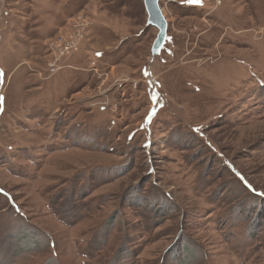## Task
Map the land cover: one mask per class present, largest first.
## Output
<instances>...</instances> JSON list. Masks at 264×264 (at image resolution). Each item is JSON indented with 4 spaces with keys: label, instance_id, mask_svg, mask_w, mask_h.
<instances>
[{
    "label": "rangeland",
    "instance_id": "1",
    "mask_svg": "<svg viewBox=\"0 0 264 264\" xmlns=\"http://www.w3.org/2000/svg\"><path fill=\"white\" fill-rule=\"evenodd\" d=\"M160 5L0 0V264H264V0Z\"/></svg>",
    "mask_w": 264,
    "mask_h": 264
},
{
    "label": "water",
    "instance_id": "2",
    "mask_svg": "<svg viewBox=\"0 0 264 264\" xmlns=\"http://www.w3.org/2000/svg\"><path fill=\"white\" fill-rule=\"evenodd\" d=\"M146 5V10L148 12V20L151 25H153V22L150 21V19L155 20L157 25L159 26V33L157 36V39L155 41V47H159L161 43L166 38L167 35V29H168V23L166 21V18L163 14L160 1L161 0H144Z\"/></svg>",
    "mask_w": 264,
    "mask_h": 264
},
{
    "label": "built area",
    "instance_id": "3",
    "mask_svg": "<svg viewBox=\"0 0 264 264\" xmlns=\"http://www.w3.org/2000/svg\"><path fill=\"white\" fill-rule=\"evenodd\" d=\"M61 41H62V40H61ZM61 45H62V42L59 43V47H61ZM75 45H76V44H75ZM72 46H73V45H72ZM69 47H70V46H68V48H69ZM61 49H62V48H61ZM61 49L58 48V50L56 51V53L60 51V52L63 54V53L66 52V50H67V49H62V50H61ZM50 65H51V67H52V68H51V71H55V70H56V67L54 66V64L51 63Z\"/></svg>",
    "mask_w": 264,
    "mask_h": 264
},
{
    "label": "bare ground",
    "instance_id": "4",
    "mask_svg": "<svg viewBox=\"0 0 264 264\" xmlns=\"http://www.w3.org/2000/svg\"><path fill=\"white\" fill-rule=\"evenodd\" d=\"M151 22H153V26L157 27L159 29V26L157 25L155 20L150 19Z\"/></svg>",
    "mask_w": 264,
    "mask_h": 264
}]
</instances>
